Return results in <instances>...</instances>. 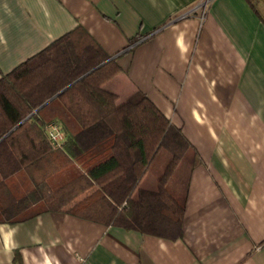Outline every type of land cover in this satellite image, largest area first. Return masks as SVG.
<instances>
[{
    "label": "crops",
    "instance_id": "0c3cea01",
    "mask_svg": "<svg viewBox=\"0 0 264 264\" xmlns=\"http://www.w3.org/2000/svg\"><path fill=\"white\" fill-rule=\"evenodd\" d=\"M199 3L0 0V77L82 26L120 70L103 88L120 104L144 93L188 146L166 183L180 239L71 216L91 188L0 222V264H264V0H211L203 16Z\"/></svg>",
    "mask_w": 264,
    "mask_h": 264
},
{
    "label": "trees",
    "instance_id": "16d2710c",
    "mask_svg": "<svg viewBox=\"0 0 264 264\" xmlns=\"http://www.w3.org/2000/svg\"><path fill=\"white\" fill-rule=\"evenodd\" d=\"M101 48L77 25L0 77V222L59 210L93 188L71 216L178 240L183 205L166 183L186 141L144 93L120 104L103 88L120 70ZM50 122L64 135L60 150L45 138ZM163 155L156 188L139 187Z\"/></svg>",
    "mask_w": 264,
    "mask_h": 264
},
{
    "label": "built area",
    "instance_id": "2783aa9c",
    "mask_svg": "<svg viewBox=\"0 0 264 264\" xmlns=\"http://www.w3.org/2000/svg\"><path fill=\"white\" fill-rule=\"evenodd\" d=\"M210 2L211 0H200L198 8L201 16L204 15L203 13L205 12L206 6L209 5ZM60 128V125H56L55 122H50L44 129L45 138L48 139V143L51 148L56 150H60L63 141H65L64 135Z\"/></svg>",
    "mask_w": 264,
    "mask_h": 264
},
{
    "label": "rangeland",
    "instance_id": "374dc122",
    "mask_svg": "<svg viewBox=\"0 0 264 264\" xmlns=\"http://www.w3.org/2000/svg\"><path fill=\"white\" fill-rule=\"evenodd\" d=\"M160 157V156H159ZM165 157H167L166 155L161 156V158H158L157 161L153 164V166L149 169V171H147L146 176L142 179V181L140 182V186H145V182L147 181L148 178H156L157 176V172L158 169H160V164H164L165 163ZM186 163V160H182L181 162H179L177 169L175 170L174 175L170 178L169 183H168V187L170 188L169 190L173 189L175 190L176 188L172 185L175 184L177 182V178L180 175V171H181V167L183 164ZM155 180V179H154Z\"/></svg>",
    "mask_w": 264,
    "mask_h": 264
},
{
    "label": "water",
    "instance_id": "95a60500",
    "mask_svg": "<svg viewBox=\"0 0 264 264\" xmlns=\"http://www.w3.org/2000/svg\"><path fill=\"white\" fill-rule=\"evenodd\" d=\"M66 88H67V87H65L64 89H66ZM64 89H61L60 91H58V93H57L55 96H54V95H53V96L56 97V96H57L62 90H64ZM51 98H52V97H51ZM49 100H51V99H49ZM49 100H48V101H49ZM48 101H46V102H48ZM46 102H45V103H46ZM45 103L42 104V105H40V106H38L36 109H34L33 112H32V115H33V113H34L39 107H42L43 105H45ZM28 116H29V115H28ZM28 116L24 117L22 120L26 119ZM20 122H21V121H20Z\"/></svg>",
    "mask_w": 264,
    "mask_h": 264
}]
</instances>
